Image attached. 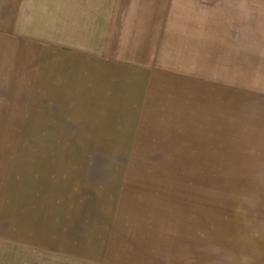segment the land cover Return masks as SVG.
<instances>
[{"label": "rangeland", "instance_id": "rangeland-1", "mask_svg": "<svg viewBox=\"0 0 264 264\" xmlns=\"http://www.w3.org/2000/svg\"><path fill=\"white\" fill-rule=\"evenodd\" d=\"M0 264H264V0H0Z\"/></svg>", "mask_w": 264, "mask_h": 264}, {"label": "trees", "instance_id": "trees-1", "mask_svg": "<svg viewBox=\"0 0 264 264\" xmlns=\"http://www.w3.org/2000/svg\"><path fill=\"white\" fill-rule=\"evenodd\" d=\"M6 245H7V243H6ZM10 245H12V246H14V247H17V248H23V247H21V246H19V245H16V244H10Z\"/></svg>", "mask_w": 264, "mask_h": 264}]
</instances>
